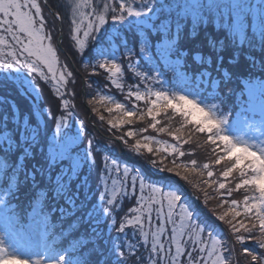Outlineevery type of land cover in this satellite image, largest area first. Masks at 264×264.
I'll use <instances>...</instances> for the list:
<instances>
[{
	"label": "snow or ice",
	"instance_id": "6c2138e0",
	"mask_svg": "<svg viewBox=\"0 0 264 264\" xmlns=\"http://www.w3.org/2000/svg\"><path fill=\"white\" fill-rule=\"evenodd\" d=\"M233 7L235 11L229 12V27L236 25L245 29L247 34L248 14L252 12L255 15L257 10L249 6L248 0H238ZM150 11L147 5L136 8L126 0H119L116 7L109 0H102L101 3L96 0H68L60 6L52 5L50 0H0V72L11 70L14 66L21 72L27 70L37 74L40 79L55 82V89L60 93L61 88L66 89L75 83L74 71L69 70V65L60 64L61 56L66 58V49L73 55L79 52L82 56L80 62L85 68L103 70L110 83L123 91L124 84L120 82V77L124 69L117 63L116 51L123 47V54L131 56L133 49L128 46L127 39L120 36L122 29L116 28L115 32L109 29L122 25L129 17H141ZM109 14L112 24L106 28ZM258 16L264 43V0H259ZM65 22L68 23L70 40L63 31ZM255 22L254 19L251 26ZM166 39L160 37L151 45L141 41L140 55L144 56L148 52L147 60L151 63L153 54L150 50L154 48L157 62L172 60L177 53L170 40L165 42ZM94 42L97 44L95 57L92 52ZM5 47L9 50L5 51ZM86 48L88 58L84 59ZM128 67L143 83L134 90L130 88L126 97L137 102L144 101L146 111L135 104L126 107L124 103L113 101L115 110L122 112V115L108 121L111 129L132 125L136 117L141 120L151 118L148 126L159 133L166 132L176 143L154 149L153 143L161 145L165 142L150 135L136 138L147 128L129 130L115 136L116 140L123 141L125 148L137 154L147 167L141 170L135 165L124 163L121 173L122 162L105 156L100 176L103 184L100 202L91 203L83 216L76 215L81 208L66 196V187L57 195L62 196L71 207L54 202L47 192L38 194L23 208L17 206L10 210L9 204L0 200V228L4 233L0 236V264H73L71 254L66 255L42 243L44 238L51 239L54 235L52 229L55 225L49 224L48 220L55 213H59V222L75 216L73 228L86 219L92 223V231L97 235L100 234L97 226L106 218H111L109 230L114 228L123 239L118 235L110 241L111 247L101 264H129L130 260L131 264H264V87L258 100L255 95L249 94L247 107L241 102V110L234 111L229 105L235 89L227 87L232 78L227 69H217L221 75L216 77L211 72L198 75L189 86L172 90L163 87L164 82L159 80V74L152 75L153 65L147 72L137 71L139 65L134 67L130 63ZM31 84L34 88L32 81ZM101 100H112V97L105 95ZM62 105L67 110L69 100L63 99ZM107 111L111 113L113 108L108 107ZM161 112L166 115L170 113L169 119L174 120L179 127L173 130L170 126H158L160 122L157 117ZM233 115L235 118L231 119ZM66 119L61 114L56 120L58 131ZM104 119L101 115L100 120ZM198 134L204 136L205 143L211 145L214 155L212 163L224 164L220 172L224 181L238 173L234 188H228L225 182L213 180L214 173L209 163L201 165L195 159L179 161L186 155L178 146L180 142L187 144ZM184 136L188 139H184ZM128 137L135 138L134 143H129ZM91 143L89 141L90 158ZM69 170H73L71 164ZM205 172L207 179L203 178ZM214 184H218L214 191L219 193L220 190H226L228 196L239 189H247L252 193L245 195L243 201L232 199L230 202L221 193L222 199L217 207L223 208L225 204L229 206L216 214V220L223 222L226 227L209 220L198 207L201 194L205 206L210 198H214L207 191ZM137 191L139 195H136ZM124 201L137 206L129 205L127 212H124L121 207ZM29 207L30 220L25 215ZM121 212L124 214L117 227V217ZM154 222L158 225L155 230L145 231V224L151 229ZM129 228L132 229L131 235L127 231ZM18 233H24L32 240L35 250L30 254L22 256L15 243L7 239ZM149 235L152 243L145 258L138 249L148 245ZM165 235H168L167 241L162 240ZM89 242L83 238L78 240L82 247ZM249 242H252V247ZM124 249H127V254ZM95 250H89L87 256H81L75 264H90L88 256Z\"/></svg>",
	"mask_w": 264,
	"mask_h": 264
},
{
	"label": "trees",
	"instance_id": "16d2710c",
	"mask_svg": "<svg viewBox=\"0 0 264 264\" xmlns=\"http://www.w3.org/2000/svg\"><path fill=\"white\" fill-rule=\"evenodd\" d=\"M50 2L54 6H60L66 4L68 0H50ZM96 2L101 3L102 0H96ZM201 2L208 4L207 0ZM109 3L116 7L119 0H109ZM181 5L176 6V9L180 8ZM208 6L210 7V4ZM208 6L206 5V8L210 10L211 8ZM176 9L154 2L151 13L155 15V20L150 19L152 25H137L136 19L129 17L122 25L118 24L109 29L110 32H115L116 28L122 29L120 36L126 38L128 46L133 49L131 56L123 54V47H119L116 51L117 63H120L124 69L120 77V82L124 84L123 91L116 89L110 83L103 70L93 67L85 68L84 64L80 62L82 56L79 52L73 55V52L66 49V58L61 56L60 64L69 65V70L74 71L75 83L66 89L61 88L60 93L55 89V82H47L40 79L37 74L27 70L21 72L14 66L11 70L0 72V194L5 195L9 203L19 204V201L23 199L24 202L28 201L29 203L38 194L43 195L47 192L54 202L58 201L65 207H71L62 196L57 195L62 188L66 187V196L74 200L75 204L79 203L80 194L84 190L88 192L85 194L86 207L84 210H86L91 206V203L100 202V192L103 191L100 176L105 156L109 159L116 158L122 162L121 173L124 163L135 165L141 170L147 167L137 154L125 148L123 141L116 140L115 136L129 130L136 131L147 128L146 132L140 133L136 138L150 135L165 142L161 145L153 143L154 149L176 143L166 132L159 133L149 127L151 118L141 120L136 117L133 118L134 123L132 125H122L118 129H111L108 124L109 120L122 115V112L115 110L113 101L124 103L126 107L135 104L137 108L146 111L144 101L137 102L126 97L130 88L134 90L138 84L143 83L129 69L130 63L134 67L139 65L136 70L142 72L149 71L153 65L152 75L159 74V80L164 82V88L177 90L187 86L175 79V67L165 61L163 63L156 61L154 48L150 50L153 54L151 63L147 60L148 52L141 56V41L151 45L160 37L167 38L166 43L170 40L177 53L173 59L183 60L181 68L185 70L187 75L211 72L216 77L221 75L217 69H227L228 74L232 77L227 87L235 89L229 105L230 109L237 106V103L241 104L246 100L245 86L247 83L258 80L264 81V43H262L260 35L261 30L251 28L250 22L249 27H246L247 34H245V29L240 32L241 38L240 35L233 34V31L226 29L227 18L221 12L222 16L220 15V17L218 15H216L217 18L214 17L215 14L213 13L211 16H205V19H202V17L192 18L190 9H187L186 14H179ZM68 14L70 18V10H68ZM111 24V14H109L105 27L107 28ZM63 31L70 40L67 22L64 23ZM110 38L107 37V39ZM96 49L97 44L94 42L92 45L94 57L96 56ZM4 50L8 51L9 49L5 47ZM73 51L75 50L73 49ZM87 51L86 48L84 59L88 58ZM92 63L94 64L95 60ZM141 91H143L142 87ZM105 95L111 96L112 100H101V97ZM63 99L69 100L67 110L62 105ZM89 100L92 101L91 104L88 103ZM108 107L113 108V112L109 113ZM61 114L67 119L58 131L56 120ZM101 115L105 117L103 121L100 120ZM169 116L170 113L166 115L161 112L157 117L160 122L158 126H170L175 130L179 125L174 120L169 119ZM53 117L56 119L54 120ZM193 138L187 144L181 141L178 145L186 153L185 157L179 158V161L195 159L201 165L209 163L214 173L213 180L225 182L228 188H234V184L238 182L236 179L238 173H234L233 177L224 181L220 175L221 169L224 167L223 164L214 165L212 163L213 158L204 157V154H208L207 147L209 148L211 145L205 143V137L202 135L198 134ZM127 139L129 143H134L135 138L128 137ZM184 139H188L187 136H184ZM89 141L92 142L91 158L88 156ZM143 151L145 155H148L146 150ZM74 158L78 159L81 165L75 167ZM156 158L159 159V156ZM93 161L95 162L94 167ZM69 164L72 165V171L69 170ZM205 179H207L206 172ZM109 182L111 181L109 180ZM100 187L101 191L99 190ZM217 187L218 184H214L207 191L210 194ZM129 191H131L130 188ZM29 192H31V196L28 198ZM221 193L229 202L232 199L243 201L245 195L251 194L247 189H239L228 196L226 190H220L219 193L214 191V196L218 194L221 197ZM136 195H139V191ZM129 205L131 207L137 206L130 201H124L121 203L124 212L128 210ZM198 207L209 220L221 227H226L223 222L216 220L217 213L212 211L208 205L203 204V194L200 195ZM124 212H121L117 218V227ZM55 215L58 216L59 213L53 214L49 219ZM105 223L108 227L111 218H106ZM77 226L80 228L81 224L78 223ZM53 233L52 238L55 240V244L52 247L57 248L58 251L66 248L71 242H76L73 246L77 248V254H82V256H87L89 250L95 248L96 250L88 256L90 264H101L107 256L105 253H108L111 247L110 241L121 235L117 231L109 230V228L99 232V235L90 229H76L65 236L54 231ZM81 238L90 242L82 247L78 243ZM121 239H123L122 235ZM49 240L44 239L45 242ZM132 242L135 241L132 240ZM149 242L145 248L138 249L145 258H147L152 241ZM249 246H253L252 242H249ZM124 251L127 254V249ZM95 253H99V255L94 256ZM129 264H131V260Z\"/></svg>",
	"mask_w": 264,
	"mask_h": 264
},
{
	"label": "rangeland",
	"instance_id": "374dc122",
	"mask_svg": "<svg viewBox=\"0 0 264 264\" xmlns=\"http://www.w3.org/2000/svg\"><path fill=\"white\" fill-rule=\"evenodd\" d=\"M151 1L152 0H126L127 3L131 4L133 7H136V8H143L145 5H147L148 7L151 8V11L148 12L146 15H143L141 17H134V20L136 19L135 21H137V25H141V26L152 25L151 20H155V15L151 13L153 11L154 0L152 3H151ZM201 1L202 0H168L167 6L176 9V6H179L182 4L180 6V8L176 9V12L179 14H186L187 9H190L189 11H190L192 18L202 17V19H205V16L206 17L211 16L213 13L215 14L214 17H216V15H218L220 17V15H221L220 12H221L222 14H225V17L227 18L228 25L226 26V29L233 31V34L236 33V35H240L239 37L242 38V34L240 32L241 31L243 32L244 29H241L236 25L229 27V12L235 11V8L233 6L238 2V0H207L208 4H210V7L208 6L207 3L203 4ZM248 4L250 7L257 10L255 15L252 12H250L248 14L249 23L252 22L254 19L256 20V22L253 23L251 28H253V29L257 28L258 30H261V27L259 25V16H258L259 0H249ZM206 5L211 9L207 10ZM165 62L170 64L172 67H175V75H174L175 79L180 80L182 83H184L187 86L190 85V82L193 80L194 77L201 75V74L206 75L208 73V72H204V73H198L197 75H187L185 70H183L181 68V65L183 64L182 59H172L170 61H165ZM245 87H246L245 88L246 100L243 101V106L247 107V101L249 98V94L255 95L257 100L259 99L261 88L264 87V81L258 80L256 82H250V83H247ZM236 105L237 106H233L231 109H234V111H240L241 110V106H240L241 104L237 103ZM257 112H258V108H257ZM230 118L234 119L235 117L233 115ZM256 119L258 121L259 117L257 116ZM207 152H208V154H204V157L205 158L210 157V158L214 159V155L211 151V146H209V148L207 147ZM168 160H170V159H168ZM74 161H75L74 162L75 167H78L79 165H81V163L78 159H75ZM223 166H224V164H223ZM203 178L205 179V173H204ZM100 180H101V178H100ZM109 187H111V182H109ZM117 187H119V185H117ZM211 188L212 187H210V189ZM99 190L101 191V187L99 188ZM31 192H29L28 198L31 196ZM86 193H88V192L84 190L83 193L80 194L79 203L76 204L77 207L81 208V211H78L76 213L77 216H83V214H84L83 210L86 207V203H85V194ZM25 195H27V194H25ZM214 195H215L214 191H211L210 197H214V198L209 199L208 204H207L209 206V208L212 211H213V209H215L216 213H219L223 210H226L229 205L225 204L223 208L217 207L218 204H220L222 198L219 197L218 194H217V196H214ZM90 197H91V195H90ZM203 199H204V197H203ZM0 200H3L6 203H8L10 210L15 209L17 206H20L23 208L24 206L29 204L28 201L24 202V199L20 200L19 204H11V203H9L7 197L5 195H1V194H0ZM199 204H200V202H199ZM25 215L28 217L29 220L31 219V208L30 207L26 208ZM122 216H123V214H122ZM58 217H59V215L53 216L51 219L48 220V223L51 225H55V227L52 229V231L58 233L61 236L68 235L71 231L76 230V229H90V230H92V223L87 222L86 219H85V222L84 221L79 222L81 224L80 228H79V226H76L75 228H73L72 224L76 220L75 216L67 217L63 222H59ZM156 226H158V225H155V222H154V227L150 229L149 226L147 224H145V231H149V232L154 231ZM170 227L171 226L169 225L168 226L169 230H170ZM97 228H99L98 231L101 232V231H104L107 228H109V226L106 227V223L104 220L101 224H99L97 226ZM111 231H116V230L113 228V229H111ZM127 231L129 232V235H131L132 229L129 228V229H127ZM3 235H4L3 230H2V228H0V236H3ZM84 235H86V234H84ZM7 239H9L10 243H13V242L15 243L17 251L22 256L30 254L32 251L35 250L32 240L24 233H18L14 237L7 238ZM167 239H168V235H165L162 237V240H164V241H167ZM150 240L152 241L151 235H149V241ZM130 242H132V240H130ZM42 243H46L50 246H53L55 244V240L53 238H51L49 241H46V242L43 240ZM75 243L76 242H71L70 244L67 245L66 248L59 250V251L64 252L66 255L71 254L70 259L73 261V264H75V261L80 259V257L82 256V254H77V248H75L73 246ZM132 243H134V242H132ZM149 243H148V245H149ZM165 247L166 248L168 247L167 243L165 244ZM41 251H43V248H41ZM173 252H174V246H173ZM105 254L107 255L108 253H105ZM98 255H99V253L94 254V256H98ZM33 258H35V257H33Z\"/></svg>",
	"mask_w": 264,
	"mask_h": 264
},
{
	"label": "flooded vegetation",
	"instance_id": "af4514ba",
	"mask_svg": "<svg viewBox=\"0 0 264 264\" xmlns=\"http://www.w3.org/2000/svg\"><path fill=\"white\" fill-rule=\"evenodd\" d=\"M152 1H153V0H152ZM154 2L157 3L156 0H154ZM167 3H168V0H166V1H165L164 3H162V4L165 5V6H167ZM158 4H160V3H158Z\"/></svg>",
	"mask_w": 264,
	"mask_h": 264
},
{
	"label": "water",
	"instance_id": "95a60500",
	"mask_svg": "<svg viewBox=\"0 0 264 264\" xmlns=\"http://www.w3.org/2000/svg\"><path fill=\"white\" fill-rule=\"evenodd\" d=\"M156 1H157V2H162V3L165 2V0H156Z\"/></svg>",
	"mask_w": 264,
	"mask_h": 264
}]
</instances>
